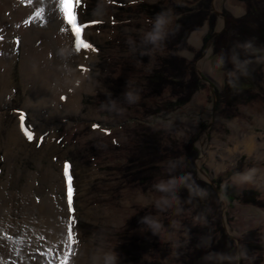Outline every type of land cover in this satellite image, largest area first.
I'll use <instances>...</instances> for the list:
<instances>
[{
  "label": "rangeland",
  "instance_id": "rangeland-1",
  "mask_svg": "<svg viewBox=\"0 0 264 264\" xmlns=\"http://www.w3.org/2000/svg\"><path fill=\"white\" fill-rule=\"evenodd\" d=\"M140 1L79 0L77 22L87 25L83 39L92 47L78 51L61 0H31V18L37 28H47L49 9L56 10L61 25L53 29L73 36V46L62 58V68L67 72L76 71L85 78L80 81L82 88L76 111H65L62 104L60 109L64 112L59 117L30 113L25 104L35 80H24L22 73L24 51L30 45H24L23 38L16 34L0 38L5 40L8 48L0 51V58L8 62L9 91L4 99L0 97V205L6 197V207L10 208L6 212L8 218L4 219L5 226L0 227V238L8 243V259L0 258L1 264H17L16 259L25 258L26 248H29L31 258L42 255L46 261L56 259L57 264H101L103 253L118 246L120 238L114 234L126 220L134 212L156 203L160 196L153 189L154 183L140 185L129 175L136 169L132 162L138 157L134 156V146L141 139L143 130L147 134L162 132L169 138V145H192L198 151L192 164L199 180L211 187L230 185L235 195L237 193L232 201L222 202H217L218 197L223 199L219 192L211 195L214 203L208 202L205 208L202 206L200 215L196 216V226H206V213L218 207L220 225L228 236L242 240L252 236L255 243L264 241V68L260 75L250 76L255 82L254 89L226 93V74L216 63L220 60L213 57L210 44L225 33L223 43L229 45L230 37L239 35L243 27L231 25L228 28V25L240 21L252 7L263 21L264 0H210L216 27L210 32L205 24L201 30L192 32L176 52L189 68L194 69L193 74L200 80L198 89L177 112L159 113L153 118L133 117L129 121L127 115L138 112L127 107L132 103L125 104L126 99L121 102L115 97L116 91L121 89L118 85L122 86L126 80L119 81L115 72L114 80L107 82L105 76L108 73L112 76V71L120 66L126 45L125 33H137L138 18L133 13V21L128 26L112 25L104 20H109L108 15L115 9L110 4L125 3L132 7ZM191 1L187 0L190 7L201 6L200 1ZM244 24L256 27V23ZM260 25L264 26V22ZM189 75L191 71H186V77ZM124 89V93L127 89L133 93L136 89L138 93L133 84ZM165 99H171L170 93L164 94ZM113 100L115 103L120 101L123 112L127 110L125 119L122 117L119 122L112 114ZM25 128L33 135L32 140L28 139ZM124 137L128 151L118 152L117 145ZM141 144L140 141L139 147ZM66 164L71 165L69 174L73 177L71 208L67 202ZM167 164L163 163L164 166ZM247 169L255 170L253 180L234 183L232 177ZM125 172H129L126 178ZM254 194L258 198L251 201ZM43 200L52 204L63 200L66 204V210L60 208L67 216L60 217L59 222L67 227V235L56 244L44 233V217L40 210ZM186 223L188 221L181 224V229H190ZM69 228L74 242L69 239ZM168 234L170 239L174 232ZM178 242L180 238L174 240V243ZM60 244H64V250L56 255ZM258 247L261 250V246ZM255 261L256 258H251L248 263Z\"/></svg>",
  "mask_w": 264,
  "mask_h": 264
},
{
  "label": "trees",
  "instance_id": "trees-1",
  "mask_svg": "<svg viewBox=\"0 0 264 264\" xmlns=\"http://www.w3.org/2000/svg\"><path fill=\"white\" fill-rule=\"evenodd\" d=\"M195 1L201 2V6L196 9L190 7L187 0L182 2L179 0H156L153 2L142 0L132 7L125 6V3L110 4L115 9H112L113 12L108 15L109 20H104L105 23L128 26L130 25L129 22L133 21V13H136L135 18H138V27H135L137 33L134 35L125 33L126 45L120 66L117 65L118 68L112 71V76L110 73L105 76L106 81L109 82L114 78L115 72L119 81L126 80L122 86L118 85L121 89H118L115 95L121 102L125 101L124 88H129L131 84L138 88V93L135 92L136 89H134V93L131 92L134 102L131 106H127L138 113H132L131 116L128 114L129 121H132L133 117L153 118L159 113L166 115L177 112L198 89L200 80L193 74L194 69L189 68L186 61L176 54L178 49L184 45L189 34L201 30L205 24L210 32L216 27V19L213 17L209 6L210 0H192L191 3ZM255 9L252 7V10H248L247 15L240 21L228 25V28L231 25L237 28L243 27L240 33L238 32L239 35L230 37L229 45L223 43L225 33H221V36L210 42L213 57L220 60L216 63L226 74V93L254 89L255 82L251 81L250 76L260 75L261 69L264 68V26L260 25L261 22H264V18L261 21ZM161 12L170 14L172 22L167 29L169 34L161 44L156 46L146 44L143 37L151 30L152 21ZM245 22L253 25L256 23V27L246 26ZM244 41H252L256 49L255 55L250 57L253 61L249 66L251 71L248 69L250 75L246 77L240 75L228 59L233 50L236 49V45ZM236 50L241 51L240 49ZM241 56L246 58L243 51H241ZM221 57L225 58L224 63H221ZM256 57H261V59H256ZM186 71L187 73L191 71L189 78L186 77ZM231 74L234 75L233 78L230 77ZM230 81L233 83L230 84ZM228 86H230L229 90ZM126 92H130V90L127 89ZM167 93H170L171 99L164 100V94ZM120 101L114 103V111L112 112L118 122L122 117L125 119L124 116L127 113V110L122 111L124 109H121ZM128 103L126 100L125 104ZM110 107L107 109L109 110ZM116 107L117 110H115ZM157 137L160 138L156 141ZM124 138L117 145L119 147L118 152L124 151L125 153L128 151L127 138ZM140 141L142 144L139 147ZM169 142V138L165 137L162 132L161 134H147L143 130L141 139L136 141L137 145L134 146L136 147L134 156L137 155L138 157L134 158L132 162H134L133 166L136 169L130 173L125 172V178L129 173L131 179L138 181L140 185H150L158 183L160 180H167L171 176L187 174L191 176L196 185L205 190L206 194L202 197L193 196L189 199L188 190L181 188L178 192L180 200L173 202L170 207L158 208L156 203H152L146 208L134 212L119 231L114 234L115 237L120 238L118 246L114 247V250L120 254V264H249L251 258H256L254 264L263 263L264 241L255 243L252 236L244 240L240 237L235 239L228 236L220 225L218 207L206 213V226H196V216L200 215L202 206L205 208L208 202L214 203L211 195L214 196L216 192H219L223 199L218 197L217 202H222L226 199L232 201L237 193L235 195V191L230 185L211 187L208 184L207 186L199 180L195 166L192 164L197 157V149L190 144L184 146L180 144L169 145ZM182 149L185 151L183 152ZM124 156L126 155L124 154ZM130 156L132 157V154ZM166 162L168 164L164 166L163 163ZM172 162L178 164L174 170H170ZM183 166V170L180 171L179 168ZM185 166L188 168L185 169ZM257 198L258 195L254 194L251 196V201H256ZM143 216H153L159 222L160 226L155 229V235L152 234L149 227L140 223ZM184 221H188L186 224L190 225V229H181V224ZM172 232L174 234L168 239V233ZM176 238H180V242L174 243ZM258 251H260L259 256ZM254 254L257 257H254ZM246 258L248 261L244 262Z\"/></svg>",
  "mask_w": 264,
  "mask_h": 264
},
{
  "label": "bare ground",
  "instance_id": "bare-ground-1",
  "mask_svg": "<svg viewBox=\"0 0 264 264\" xmlns=\"http://www.w3.org/2000/svg\"><path fill=\"white\" fill-rule=\"evenodd\" d=\"M30 2L31 0H0V38L16 34L23 38L24 45H30V48L24 51L22 59L24 80H35L28 101L25 104L30 108V113L36 114L40 112L44 115H49L51 118H54V116L59 117L64 110L70 109V112L76 111L79 101L78 94L82 88L80 81L84 76L78 74L76 71L69 70L70 72H67L62 68V58L68 52V48L73 46V36L71 33L65 34L53 29L61 25L56 10L53 8L49 9L51 11L47 15L50 16L48 17L50 21L47 28H37L33 24L34 20L31 18ZM5 49L8 50L5 40L0 39V51ZM49 54H52V57H49ZM7 63V60L0 58L1 100L9 92L7 88ZM62 104L65 106L64 110L60 109V105ZM47 200H43L40 208L44 217V222L42 221L45 225L44 233L48 239L53 241V244H56L67 235V227L60 224V217L67 216V213L60 207L62 206L66 210V204L63 203V200L57 203L54 201L53 204ZM4 201L0 205V227L5 226L4 219L7 217L6 212L7 210L8 212L10 211V208L6 207L5 204L6 197ZM63 250L64 244H60L56 255L60 254ZM28 251L29 248L24 249L25 258L22 260L20 258L16 259L17 264H57L56 259L46 261L42 255L31 258ZM10 257L12 256L10 255ZM0 258L8 259V243L1 238ZM8 264L14 263L10 262Z\"/></svg>",
  "mask_w": 264,
  "mask_h": 264
},
{
  "label": "clouds",
  "instance_id": "clouds-1",
  "mask_svg": "<svg viewBox=\"0 0 264 264\" xmlns=\"http://www.w3.org/2000/svg\"><path fill=\"white\" fill-rule=\"evenodd\" d=\"M171 22L169 13H158L152 21L151 30L143 37L144 42L153 46L163 43L169 34L167 29ZM236 49L243 51L244 57L246 58H242L241 51H237ZM236 49L233 50L232 55L228 59L233 63L234 69L238 71L240 75L245 77L249 76L250 73L248 69L253 62L250 57L255 55V45L252 41H244L241 44H237ZM256 59H261V57H256ZM224 62L225 58L221 57V63ZM229 83L232 84L233 82L230 81ZM123 95L129 103L134 102L133 93L125 92ZM113 103H115V100H113ZM177 166L178 164L176 162H172L170 164V170H174ZM254 171V169H247L244 172H238L232 177V180L234 183L251 182L254 178ZM181 188L188 190L189 199L193 196L202 197L206 194L204 189H201L195 184L190 175L171 176L167 180H160L158 183L153 184L155 192L160 193L159 198L156 200V206L158 208L170 207L173 202H178L180 200L178 192ZM140 223L143 226L149 227L153 235H155V229L160 226L159 222L153 216H143ZM100 260L101 264H120V254L115 250L106 251L103 253Z\"/></svg>",
  "mask_w": 264,
  "mask_h": 264
},
{
  "label": "snow or ice",
  "instance_id": "snow-or-ice-1",
  "mask_svg": "<svg viewBox=\"0 0 264 264\" xmlns=\"http://www.w3.org/2000/svg\"><path fill=\"white\" fill-rule=\"evenodd\" d=\"M79 0H61V7L64 11V17L67 22V25L70 26L69 30L74 33L76 39H75V46L76 49L79 51L81 48L88 49L91 48L92 45L89 43H85L83 39V33L84 29L87 27L86 24H84L82 21L80 23L77 22V13H76V6L78 4ZM95 50V49H93ZM24 117H21V120L23 121ZM26 135L28 136L29 140H32L34 137L33 135L28 131L27 128L24 129ZM71 165L66 164L65 165V175L67 177V185H68V195H67V202L69 205V208H71L73 204V177L71 174H69V168ZM69 239L73 240L74 237L72 236L71 228H69Z\"/></svg>",
  "mask_w": 264,
  "mask_h": 264
}]
</instances>
